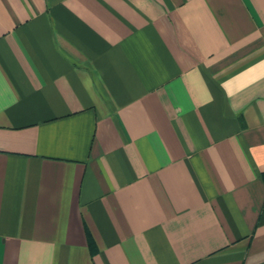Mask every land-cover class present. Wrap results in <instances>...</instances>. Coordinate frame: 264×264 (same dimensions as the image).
<instances>
[{
	"label": "crops",
	"instance_id": "obj_1",
	"mask_svg": "<svg viewBox=\"0 0 264 264\" xmlns=\"http://www.w3.org/2000/svg\"><path fill=\"white\" fill-rule=\"evenodd\" d=\"M0 264H264V0H0Z\"/></svg>",
	"mask_w": 264,
	"mask_h": 264
}]
</instances>
